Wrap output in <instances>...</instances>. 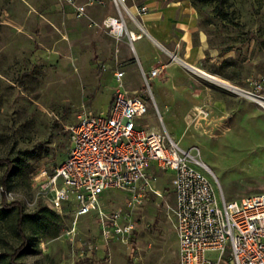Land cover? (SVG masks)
Wrapping results in <instances>:
<instances>
[{
	"label": "rangeland",
	"instance_id": "rangeland-1",
	"mask_svg": "<svg viewBox=\"0 0 264 264\" xmlns=\"http://www.w3.org/2000/svg\"><path fill=\"white\" fill-rule=\"evenodd\" d=\"M144 1L127 3L137 9ZM189 1L197 16L194 47L203 51L184 53L177 33L168 44L175 54L242 87L264 74V0ZM111 5L113 0H0V159L15 164L7 202L23 205L30 238L14 262L179 264L172 170L152 164L158 179L137 189L140 200L131 191L104 193L105 211L120 209L135 224L133 232L112 239L96 212L77 216L72 201L55 209L33 184L38 168H53L67 156L69 126L83 114L108 111L114 87H137L148 106L141 123L169 132L196 154L219 197L222 191L237 200L264 192V108L179 62L147 35L136 50L129 44L126 54L127 43L104 25ZM158 56L164 57L161 72L148 83L142 69ZM119 70L128 71L121 84ZM6 168L0 163V264H14L11 255L23 240L18 207L2 202Z\"/></svg>",
	"mask_w": 264,
	"mask_h": 264
},
{
	"label": "built area",
	"instance_id": "built-area-1",
	"mask_svg": "<svg viewBox=\"0 0 264 264\" xmlns=\"http://www.w3.org/2000/svg\"><path fill=\"white\" fill-rule=\"evenodd\" d=\"M113 2L116 13L106 17L104 25L119 40L127 38L134 49V42L148 35L140 19L148 6L143 4L134 12L127 0ZM76 8L85 14L83 4ZM160 72L159 67L142 69L148 83ZM124 73L116 72L119 84ZM230 88L264 108V74L248 87L231 84ZM147 113V103L138 91L119 86L107 112L80 116L69 126L71 145L65 159L33 173V184L45 201L55 209L72 201L77 216L93 211L99 215L107 238L125 236L135 224L120 209L105 211L104 193L131 191L140 200L142 192L137 189L158 179L156 171L150 170L156 164L157 169L173 171L179 264H264V192L237 200L228 199L222 191L219 197L200 168L205 163L169 132L142 124Z\"/></svg>",
	"mask_w": 264,
	"mask_h": 264
},
{
	"label": "crops",
	"instance_id": "crops-1",
	"mask_svg": "<svg viewBox=\"0 0 264 264\" xmlns=\"http://www.w3.org/2000/svg\"><path fill=\"white\" fill-rule=\"evenodd\" d=\"M144 3L148 5L147 10L142 14L143 16V22L145 25V28L148 31V35L153 43L156 45L163 47L169 52H174L173 56L175 57L176 60L179 62H184L186 63L185 65L188 66L189 68L193 69L191 66H197L191 62H189L186 57L184 56H179L175 54L176 50L175 49H170L168 47V44L172 43L173 37L176 36L178 33L181 37L182 40L185 42V50L184 53L187 55L191 53H197V52H202L203 49L194 47V33L198 31L197 28V16L195 9L192 5V3L189 0H145ZM130 8L134 11L137 12V9L135 5H129ZM111 10L113 13L110 14H115V8L114 6H110ZM132 28L136 29V26L131 24ZM143 37V36H142ZM141 37L134 42V49L136 50L135 43L139 41ZM199 39L201 40V33L199 34ZM123 41L127 43V50L126 54L129 56L131 55L130 53V48H129V41L127 38H124ZM186 55V56H187ZM189 57V56H187ZM164 57L158 56L156 60L151 64L150 69L158 67V63L163 60ZM180 58V60H179ZM182 59V60H181ZM171 63V62H170ZM170 63H167L165 67H167ZM183 64V63H182ZM134 65V64H131ZM200 68L199 66H197ZM149 69V70H150ZM202 69V68H200ZM194 70V69H193ZM204 70V69H202ZM205 71V70H204ZM199 72V71H198ZM207 72V71H205ZM128 71H125L122 81L125 79V76L127 75ZM201 74H204L200 72ZM206 75V74H204ZM214 75V74H213ZM207 76V75H206ZM209 77V76H208ZM212 80H215L211 77H209ZM116 80L117 77H116ZM119 81V80H118ZM217 82L221 83L218 80H215ZM224 85V84H223ZM129 88V86H128ZM115 87L113 88V93L115 91ZM137 87L133 88L132 91H137ZM209 94H212L210 90ZM207 90H203L204 95L208 92ZM113 96V94H112ZM112 98V97H111ZM222 104L226 105L225 101H221Z\"/></svg>",
	"mask_w": 264,
	"mask_h": 264
},
{
	"label": "trees",
	"instance_id": "trees-1",
	"mask_svg": "<svg viewBox=\"0 0 264 264\" xmlns=\"http://www.w3.org/2000/svg\"><path fill=\"white\" fill-rule=\"evenodd\" d=\"M0 163H5L7 165V168L3 174L2 177V186H3V191H2V202L3 205L5 206V208H13L15 206H17V213H18V218H17V227H18V231L19 234L22 238V243L16 247L15 251L12 253L11 258L12 261L14 262V259L23 251L25 250L29 243H30V238L28 237V235L26 234L24 228H23V223L26 220V212L24 211V207L23 205L19 202V201H12V202H7V189L9 186L8 180L9 177L11 175V173L14 171L15 169V164L13 162L12 159L10 158H3L0 159ZM14 264H24V263H17L14 262Z\"/></svg>",
	"mask_w": 264,
	"mask_h": 264
},
{
	"label": "bare ground",
	"instance_id": "bare-ground-1",
	"mask_svg": "<svg viewBox=\"0 0 264 264\" xmlns=\"http://www.w3.org/2000/svg\"><path fill=\"white\" fill-rule=\"evenodd\" d=\"M179 60H180V58H179ZM182 60V59H181ZM184 63V62H183ZM184 64H186V63H184ZM195 71H199V72H202V73H204V74H206L207 76H209V77H211V78H213V79H215V80H218V81H220L221 83H223L224 85H226V86H228V87H230L231 86V84L232 83H230L229 81H227V80H225V79H222V78H220V77H218V76H216V75H213V74H211V73H209V72H205L204 70H202V69H200V68H198L197 66H191Z\"/></svg>",
	"mask_w": 264,
	"mask_h": 264
}]
</instances>
